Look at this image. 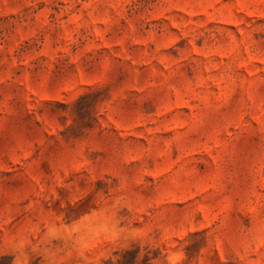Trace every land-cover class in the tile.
Here are the masks:
<instances>
[{
	"label": "rangeland",
	"instance_id": "obj_1",
	"mask_svg": "<svg viewBox=\"0 0 264 264\" xmlns=\"http://www.w3.org/2000/svg\"><path fill=\"white\" fill-rule=\"evenodd\" d=\"M0 264H264V0H0Z\"/></svg>",
	"mask_w": 264,
	"mask_h": 264
}]
</instances>
